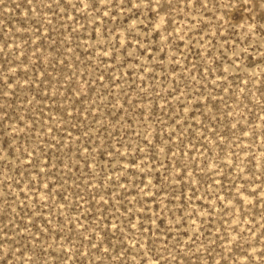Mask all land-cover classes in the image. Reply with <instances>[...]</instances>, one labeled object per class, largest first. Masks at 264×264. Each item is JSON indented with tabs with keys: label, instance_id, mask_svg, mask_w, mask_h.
Returning a JSON list of instances; mask_svg holds the SVG:
<instances>
[{
	"label": "rangeland",
	"instance_id": "obj_1",
	"mask_svg": "<svg viewBox=\"0 0 264 264\" xmlns=\"http://www.w3.org/2000/svg\"><path fill=\"white\" fill-rule=\"evenodd\" d=\"M0 264H264V0H0Z\"/></svg>",
	"mask_w": 264,
	"mask_h": 264
}]
</instances>
